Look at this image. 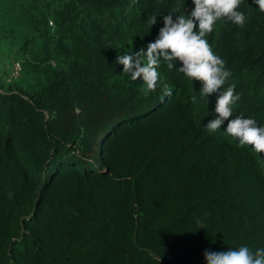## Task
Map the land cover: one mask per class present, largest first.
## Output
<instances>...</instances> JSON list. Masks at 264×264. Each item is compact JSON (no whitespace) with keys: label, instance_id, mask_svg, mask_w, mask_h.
Masks as SVG:
<instances>
[{"label":"trees","instance_id":"obj_1","mask_svg":"<svg viewBox=\"0 0 264 264\" xmlns=\"http://www.w3.org/2000/svg\"><path fill=\"white\" fill-rule=\"evenodd\" d=\"M260 152L264 0H0V264H264Z\"/></svg>","mask_w":264,"mask_h":264},{"label":"rangeland","instance_id":"obj_2","mask_svg":"<svg viewBox=\"0 0 264 264\" xmlns=\"http://www.w3.org/2000/svg\"><path fill=\"white\" fill-rule=\"evenodd\" d=\"M261 158L264 160V154L260 152Z\"/></svg>","mask_w":264,"mask_h":264},{"label":"built area","instance_id":"obj_3","mask_svg":"<svg viewBox=\"0 0 264 264\" xmlns=\"http://www.w3.org/2000/svg\"><path fill=\"white\" fill-rule=\"evenodd\" d=\"M17 69H19V65L17 66Z\"/></svg>","mask_w":264,"mask_h":264}]
</instances>
